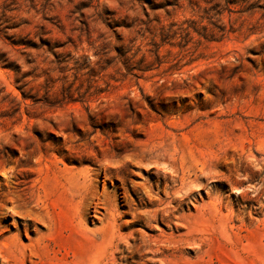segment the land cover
Instances as JSON below:
<instances>
[{
    "label": "rangeland",
    "instance_id": "374dc122",
    "mask_svg": "<svg viewBox=\"0 0 264 264\" xmlns=\"http://www.w3.org/2000/svg\"><path fill=\"white\" fill-rule=\"evenodd\" d=\"M0 264H264V0H0Z\"/></svg>",
    "mask_w": 264,
    "mask_h": 264
}]
</instances>
